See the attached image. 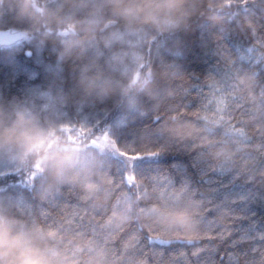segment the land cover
Masks as SVG:
<instances>
[{
  "label": "trees",
  "instance_id": "trees-1",
  "mask_svg": "<svg viewBox=\"0 0 264 264\" xmlns=\"http://www.w3.org/2000/svg\"><path fill=\"white\" fill-rule=\"evenodd\" d=\"M141 3L0 0V30L25 33L0 47V112L22 143L0 159V220L12 247L48 264H156L142 233L173 244L165 258L209 244L219 247L212 264H264V0ZM102 69L118 107L65 104L57 88ZM236 103V127L213 123ZM37 116L68 136L54 178L39 164L59 138L29 168L43 142L18 135ZM126 167L135 180L121 187ZM209 199L215 222L205 219ZM221 230L243 242L205 240Z\"/></svg>",
  "mask_w": 264,
  "mask_h": 264
},
{
  "label": "clouds",
  "instance_id": "clouds-1",
  "mask_svg": "<svg viewBox=\"0 0 264 264\" xmlns=\"http://www.w3.org/2000/svg\"><path fill=\"white\" fill-rule=\"evenodd\" d=\"M155 0H142L140 7L151 9L158 7ZM60 94L65 97V104L73 106L79 102L81 97H86L91 104L95 105H112L118 107L121 103L120 94L115 85L105 90V75L103 69L97 72L90 82H82L79 79L75 81L74 87L69 91H64L63 87L57 88ZM25 120L30 119L28 114L24 116ZM22 142L27 141L31 144L43 142V147L39 153L35 151L29 153L27 165L29 168L37 166V162L44 155V148H48L49 142L54 138L57 145L48 148L49 159L44 163H40L39 167L42 171L49 173L51 177H55L58 166L63 160L62 150L58 147L60 141L68 142V136L65 133L64 125H53L46 117L37 116L32 119L31 124H26L18 131ZM22 147L16 144L12 134V124L6 123L3 112H0V159H7L9 149L13 151ZM12 233L10 227L0 220V264H48L38 254L29 253L23 250H15L12 247Z\"/></svg>",
  "mask_w": 264,
  "mask_h": 264
},
{
  "label": "snow or ice",
  "instance_id": "snow-or-ice-1",
  "mask_svg": "<svg viewBox=\"0 0 264 264\" xmlns=\"http://www.w3.org/2000/svg\"><path fill=\"white\" fill-rule=\"evenodd\" d=\"M180 107H184V106L180 105ZM203 107H204V105H202V108ZM232 107L234 110L233 113H229L227 117L225 115L221 114V115H219L218 119L213 121V123L218 124L220 121L227 120L228 124L231 127H236L237 125L232 123L235 120L234 112L240 111L242 109V105L239 103H236ZM193 115L200 117L201 112L196 111L193 113ZM203 118L205 120L209 119V117L206 115ZM113 143H115V142H113ZM259 150L261 151V154L264 155V140L260 141ZM117 151L119 152L118 146H117ZM152 154L158 155L159 153L154 152ZM120 155L126 156L128 154L121 152ZM136 159H137L136 156H133L131 158V166H132L133 171H134V163H135ZM261 164L264 165V160H261ZM126 165H127V162H126ZM134 180H135L134 175H129L127 173V167H126L125 171L123 172V174L119 178L120 186L124 187L125 184L127 183V181H134ZM111 183L116 184L117 183L116 179L114 178L111 181ZM222 202L231 203L232 201L225 200ZM214 203H215L214 200L209 199V201H208L209 207L206 208L205 219L209 222H215V212H214V208H213ZM83 218H84L83 216L79 217V219L81 221L83 220ZM235 219H239V217L236 216ZM97 223L99 224V222H97ZM133 232H135V229H133ZM136 235L138 236L140 244L145 245V241H147L148 245H150V247L147 249L153 253L154 257L156 258V264H178V261L176 259L177 255L182 258V264H212V258L214 257L215 254L218 253V250H219L218 246H211L209 244H201L199 246H192L190 248H185V250L180 251L178 254H174V255H171V256L165 258V251L164 250L166 248L173 246L172 243L165 244V243L161 242L158 244V243H156L155 240L152 239L151 234L144 235L142 233H136ZM233 237H234V234L232 231H228L225 234L223 232V230H221V231H212V232L207 233L205 236V240H207V241L220 240V241H223L225 243L230 242V244L232 246H235L236 244L243 242V240L240 236H235V238H233ZM261 239H264V235H261ZM145 255H147V253H145Z\"/></svg>",
  "mask_w": 264,
  "mask_h": 264
},
{
  "label": "water",
  "instance_id": "water-1",
  "mask_svg": "<svg viewBox=\"0 0 264 264\" xmlns=\"http://www.w3.org/2000/svg\"><path fill=\"white\" fill-rule=\"evenodd\" d=\"M116 23L110 21L104 24L100 33L104 32L106 29L113 27ZM25 38V33L22 31H10V30H0V47H8L13 45Z\"/></svg>",
  "mask_w": 264,
  "mask_h": 264
}]
</instances>
